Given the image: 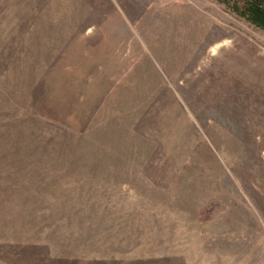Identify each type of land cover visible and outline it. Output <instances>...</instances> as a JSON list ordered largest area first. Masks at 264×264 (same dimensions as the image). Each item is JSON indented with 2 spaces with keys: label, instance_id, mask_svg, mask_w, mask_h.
<instances>
[{
  "label": "rangeland",
  "instance_id": "374dc122",
  "mask_svg": "<svg viewBox=\"0 0 264 264\" xmlns=\"http://www.w3.org/2000/svg\"><path fill=\"white\" fill-rule=\"evenodd\" d=\"M0 264H264V31L220 0H0Z\"/></svg>",
  "mask_w": 264,
  "mask_h": 264
},
{
  "label": "trees",
  "instance_id": "16d2710c",
  "mask_svg": "<svg viewBox=\"0 0 264 264\" xmlns=\"http://www.w3.org/2000/svg\"><path fill=\"white\" fill-rule=\"evenodd\" d=\"M235 14L264 31V0H220Z\"/></svg>",
  "mask_w": 264,
  "mask_h": 264
},
{
  "label": "bare ground",
  "instance_id": "6f19581e",
  "mask_svg": "<svg viewBox=\"0 0 264 264\" xmlns=\"http://www.w3.org/2000/svg\"><path fill=\"white\" fill-rule=\"evenodd\" d=\"M228 40H222V41H218L216 43H213L211 45H209V50L211 51V54L216 55L220 52V50L222 49L221 46L225 43H227ZM207 51V49H206ZM237 51V50H236ZM216 64V63H215ZM215 66V65H214ZM206 74V73H205ZM202 80V79H201Z\"/></svg>",
  "mask_w": 264,
  "mask_h": 264
},
{
  "label": "crops",
  "instance_id": "0c3cea01",
  "mask_svg": "<svg viewBox=\"0 0 264 264\" xmlns=\"http://www.w3.org/2000/svg\"><path fill=\"white\" fill-rule=\"evenodd\" d=\"M74 43V42H73ZM72 43V44H73ZM84 46H86L87 47V45L86 44H84ZM79 47V46H78ZM71 48L73 49L74 48V44L71 46ZM108 80V79H107ZM102 89H103V87H101V89H100V91H102Z\"/></svg>",
  "mask_w": 264,
  "mask_h": 264
}]
</instances>
